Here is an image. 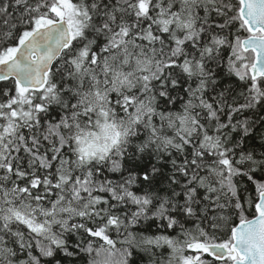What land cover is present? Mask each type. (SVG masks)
<instances>
[{"label": "snow or ice", "instance_id": "6c2138e0", "mask_svg": "<svg viewBox=\"0 0 264 264\" xmlns=\"http://www.w3.org/2000/svg\"><path fill=\"white\" fill-rule=\"evenodd\" d=\"M0 264H264V0H0Z\"/></svg>", "mask_w": 264, "mask_h": 264}]
</instances>
